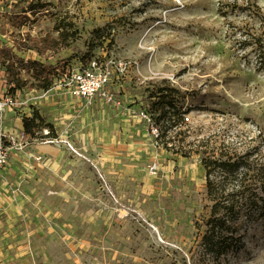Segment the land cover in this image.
I'll list each match as a JSON object with an SVG mask.
<instances>
[{
	"label": "rangeland",
	"instance_id": "obj_1",
	"mask_svg": "<svg viewBox=\"0 0 264 264\" xmlns=\"http://www.w3.org/2000/svg\"><path fill=\"white\" fill-rule=\"evenodd\" d=\"M237 1L0 0V71L12 93L39 91L21 64L11 69L14 55L53 69L60 89L69 70L96 61L105 91L148 132L145 174L122 203L101 198L99 233L90 230L98 208L76 193L64 209L78 218V234L50 221L37 264H264V202L239 220H214L201 162L168 152L141 117L156 88L173 89L187 123L179 141L205 140L264 164V73L245 43L264 0ZM247 1L260 9L247 12Z\"/></svg>",
	"mask_w": 264,
	"mask_h": 264
},
{
	"label": "crops",
	"instance_id": "obj_2",
	"mask_svg": "<svg viewBox=\"0 0 264 264\" xmlns=\"http://www.w3.org/2000/svg\"><path fill=\"white\" fill-rule=\"evenodd\" d=\"M5 81V73L0 71V92L7 89ZM21 97L24 105L5 114L3 132L19 136L24 131L23 118L32 117L36 109L52 126L53 136L70 140L86 158L65 146L33 138L25 149L10 152L0 173V264H37L36 257L44 252L38 241L50 221L77 235L80 222L64 209L68 203L74 205L76 193L85 204L93 200L98 208L94 219L98 221L90 230L99 233L100 220L107 217L106 202L101 198L106 200L108 195L98 180L99 173L122 203L145 174L140 171V161L150 151L147 130L139 128L136 117L120 106H107L97 98L88 106L69 88L57 87L46 94L26 91Z\"/></svg>",
	"mask_w": 264,
	"mask_h": 264
},
{
	"label": "trees",
	"instance_id": "obj_3",
	"mask_svg": "<svg viewBox=\"0 0 264 264\" xmlns=\"http://www.w3.org/2000/svg\"><path fill=\"white\" fill-rule=\"evenodd\" d=\"M237 3L238 1L234 0L235 6ZM246 4L249 5L246 8L247 12H251L254 8L256 9L254 11L260 9L250 1ZM34 9L38 8L31 10ZM255 14L261 17L260 27L246 34L245 43L246 48L252 49L257 57V71L264 73V16L260 13ZM14 49L24 51L20 46L17 48L15 46ZM20 58L14 55L11 69H14L15 63L18 62L36 83L33 87L42 91L51 89L54 84V70L42 62L28 61L25 63ZM90 61L89 58L88 62ZM175 93L173 89L156 88L146 98L147 105L143 108L159 131L157 141L162 139L164 149L174 155L201 162L206 173V194L214 203L211 208V216L214 220H239L246 212V207L253 208L258 201L264 202V198H258L255 195L257 189H261L264 193V164L256 165L251 153L241 154L237 150L225 152L221 146L212 145L205 140L189 144L184 140L179 141L187 123L185 113L179 107L182 99ZM23 126L24 132L32 138L43 128H52L36 109L33 110L32 117L23 118ZM263 208L264 206L261 207Z\"/></svg>",
	"mask_w": 264,
	"mask_h": 264
},
{
	"label": "built area",
	"instance_id": "obj_4",
	"mask_svg": "<svg viewBox=\"0 0 264 264\" xmlns=\"http://www.w3.org/2000/svg\"><path fill=\"white\" fill-rule=\"evenodd\" d=\"M100 69L99 64L96 61H91L89 63V67L86 70H82L81 72L74 70H69L66 73V87L69 88L73 95L81 100H84L86 105L90 106L96 100L97 97H100L103 104L107 106H120L121 102H117L114 96L105 91L104 86L107 83V77L102 72H98ZM109 71L108 69L104 70ZM6 91L0 92V173L8 164L9 154L12 150H23L28 146V141L32 138L30 135L26 134L24 131L19 135L15 136L14 134H6L2 130V124L4 121L5 114L12 109H18L24 105V100L21 97V94H25L27 90H17L15 93H12L11 90L14 85L7 84ZM57 86L53 84L51 89L47 91H43L45 94L50 92L53 89H56ZM19 92V94H18ZM144 121H146L150 125V131L152 136L159 138V131L153 125L150 116L145 113L141 114ZM36 142H41L43 144H51L54 146H65L69 149L73 154L77 155L81 158H86L84 154H82L77 148L73 145L70 140L62 139L57 136H53L51 130L49 128H43L42 130L36 133V136L33 138ZM37 160H41V158H37ZM157 166L153 165L152 170H156ZM99 180L103 185L105 192L113 198L116 202L119 203L116 195L114 194L111 185L106 180V177L99 173Z\"/></svg>",
	"mask_w": 264,
	"mask_h": 264
}]
</instances>
